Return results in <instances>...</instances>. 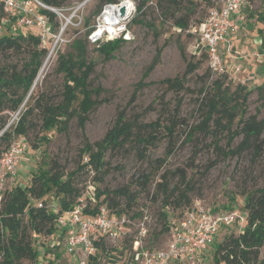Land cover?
I'll use <instances>...</instances> for the list:
<instances>
[{"label": "rangeland", "instance_id": "rangeland-1", "mask_svg": "<svg viewBox=\"0 0 264 264\" xmlns=\"http://www.w3.org/2000/svg\"><path fill=\"white\" fill-rule=\"evenodd\" d=\"M84 1L87 2L85 7L76 11ZM132 1L136 6L129 22L133 38L123 42L109 58L101 54L97 50L98 43H92L87 36L90 27L98 20L106 0H70L61 7L63 13L57 14V18L64 30L60 28L57 31L52 26L46 42L41 44L49 52L55 45V51L32 93L36 95L37 92H44L56 101L62 99L65 78L64 73L57 70L58 55L75 53L74 40L83 39L88 49L87 57L95 64L89 78L91 87L99 86L102 89L98 95L99 104L90 111L85 126L75 117L64 132L56 128L44 130L40 108L36 107L30 117L28 134L14 137L13 142L23 141L27 151L22 156L15 182L9 186H30L35 175L49 170L61 171L63 179H67V173L76 171L74 182L83 192L84 202H87V197L95 202L97 189L106 190L98 200L103 199L108 204L116 201L120 208L127 210L135 222L131 225L132 236L139 235L138 225L144 221L149 231L143 239L144 246L160 248L168 241L163 218L165 194L159 188L162 174H166L165 182L169 188L179 185L183 189L187 184L191 189V203L200 202L218 212H244V193L264 184V132L254 137L258 151L250 148L228 156L224 153L229 148H236L244 138L241 117L243 120L255 117L258 122L264 121V0H248L242 9L245 25H239L237 31L229 34L233 49L232 55L231 52L227 53V76L212 72L197 37L188 30L206 18L209 12L207 1L195 0L197 5L191 14L188 29H182L174 23L176 17L186 15L185 10L175 12L173 18V12L163 13L158 0H147L141 11L138 6L144 0ZM215 1L216 5L222 0ZM184 4L190 7L188 1ZM134 19H142L144 23ZM28 28L37 27L17 29L13 23L9 28L11 30L5 28L2 34L18 30L26 32ZM27 55V52L3 53L0 55V66H16L21 69ZM189 60L199 63V68L187 75V89L169 91L161 81L167 77L183 75ZM150 66L152 68L149 70ZM220 76L224 77L225 87L240 103L243 101L242 95L249 90L246 101L241 105V108L245 107V112L242 113L240 109L232 121L224 118L222 124L217 125L212 120L202 128L200 125L203 124L207 110L205 95H208V92L202 91L211 92L214 81ZM141 80L144 85L138 88ZM33 105V98L26 99L17 111L10 113L8 125L14 123L16 114L21 116L23 111ZM120 111H125L128 118H138L144 123L160 120L163 126L171 124L177 115L179 122L174 143L171 145L168 138H162L141 153L133 148L109 149L104 158L105 166L100 172L93 169L79 170L80 163L86 161L81 157L85 143L101 140L113 126ZM233 135L229 147L228 141ZM5 147V143L1 144L0 150ZM169 148L174 151L166 156ZM120 189L130 191L132 200L127 195L118 194L116 191ZM129 201L131 207H128ZM45 203L52 212H58L62 207L55 189L45 196ZM178 211L180 208L176 213H180ZM240 228L236 223L221 229L213 245L203 255L204 259L197 264H216L214 255L220 242L230 233L238 234ZM57 229L58 236L31 231L33 244L40 251V257L38 260L25 259L20 264H42L46 249L49 251L48 257L60 255L57 258L60 264H78V255L69 254L65 248L64 235L59 233L63 229L61 223L57 224ZM155 235H159L158 241ZM103 246L106 248L100 251L102 254L99 253L97 264H125L129 252H121L129 250H124V243L108 240Z\"/></svg>", "mask_w": 264, "mask_h": 264}, {"label": "trees", "instance_id": "trees-1", "mask_svg": "<svg viewBox=\"0 0 264 264\" xmlns=\"http://www.w3.org/2000/svg\"><path fill=\"white\" fill-rule=\"evenodd\" d=\"M40 1L51 6L62 7L70 0ZM119 1L106 0V3H117ZM185 1H188L190 7L184 4ZM205 1H207L208 10L216 3L215 0ZM146 2L147 0H144L138 6V10L141 11ZM158 2L164 14L170 12L172 14L173 12V18L175 12L185 10L184 14L186 15L176 17L174 23L182 29L189 28L191 14L197 5L195 0H158ZM3 3L4 0H0V22L5 17ZM44 12L49 15L53 28L59 31L61 24L57 14L49 10ZM204 19L205 17L199 20L198 23ZM15 21V16H13L12 23L6 25L5 28L11 30L9 28L13 26ZM134 21L144 23L141 22L142 19H134ZM123 42L127 41L121 38L104 41L98 44L97 50L109 58ZM41 43L42 37L38 28H28L26 32L24 30L11 31L0 35V55L6 52L28 53L21 69H17L16 66L14 68L5 65L0 66V132L6 128L0 136V145L5 143V148L13 142L15 136H26L28 134L30 117L36 107L40 108L44 130L50 131L56 128L64 132L68 129L69 122L75 117L78 118L82 126H85L90 111L99 104L98 95H100L102 89L99 86L91 87L89 78L94 71L95 64L87 57L88 49L83 39L74 40L75 53H59L58 55L59 65L57 70L64 73L65 78L62 99L56 101L44 92H37L36 95H33L31 88L43 66L44 58L49 52L47 47L41 46ZM160 52L161 50L158 53L160 54ZM151 68L152 66L149 70ZM197 68H199V63L189 60L187 70L183 75L167 77L161 82L167 85L169 91H184L187 89V75ZM222 74L227 76L225 72ZM222 76L214 81L211 92L208 90L202 91L208 92V95H205L207 110L203 124L200 125L202 128H205V124H209L212 120L217 125H221L224 118L232 121L236 112L238 113L240 109L242 113L245 112V107L241 108V105L246 101L249 90L242 95L243 101L240 103L230 93L228 87H225L224 77ZM143 85V80L138 82V88ZM30 98L35 100V105L33 107L29 106L23 111L17 122L8 125L11 118L10 113L17 111L23 102ZM178 122L179 119L176 115L169 125L163 126L160 120L144 123L139 121L138 118L130 119L125 111H120L113 126L101 140L94 143L90 141L85 143L81 149V157H87V160L80 163L78 169H93L100 172L105 166L104 158L109 149L129 150L133 148L138 149L141 153L142 150H147L162 138H168L169 144L172 145L175 140ZM240 123L243 124L241 131L244 138L236 148H229L225 151L226 156L242 153L250 148L258 151V144L254 137L264 132V121L258 122L255 117L243 120L241 117ZM234 136L229 138V147ZM173 151V148H169L166 156L172 154ZM2 152L3 150H0V155ZM141 156L144 155L141 154ZM76 174V171L69 172L67 173V179H63V173L58 170L55 172L51 170L41 172L34 176L30 186L19 185L6 193L0 207V264H20L25 259L38 260L40 251L33 244L31 231L36 234L54 233L55 236L59 235L57 233L58 218L65 211L71 209L77 199L84 195L74 182ZM166 179V174H162L159 188L165 194L163 218L165 219L164 230L168 231L170 213L176 212L179 208L182 211L193 203H191L189 197L191 189L187 184L183 189L179 185L169 188V184L165 182ZM53 189H55L56 196L60 198L62 205L58 212L50 211L45 203V196L49 195ZM97 191L95 202L92 201L91 197H87L88 204L84 207L86 212L94 213L103 204L113 211L127 212L125 208H120L116 201L109 204L105 203L103 199L99 201L101 194L106 190L97 189ZM116 192L127 196L130 194L127 189H120ZM244 195V213L246 216L244 227L238 234L230 233L220 242V246L216 249L214 255L216 264H264V250H262L264 248V184L246 191ZM129 197L131 201L132 196ZM172 198L173 200H171ZM39 200L42 201L36 202ZM130 201L128 207H131ZM39 203H43V206H39ZM171 204L175 206H171ZM155 239L158 241L159 235H155ZM133 240L134 237L126 238L123 242L126 245L124 250L129 251H122L121 253L132 251ZM99 246H101V251L106 248L103 244H99ZM48 254L49 251L46 249L42 264H60L57 261V258L60 257L59 254H55L54 257H48ZM93 258L94 260H90V264H97V257ZM128 259H130V256H128Z\"/></svg>", "mask_w": 264, "mask_h": 264}, {"label": "built area", "instance_id": "built-area-1", "mask_svg": "<svg viewBox=\"0 0 264 264\" xmlns=\"http://www.w3.org/2000/svg\"><path fill=\"white\" fill-rule=\"evenodd\" d=\"M86 3H81L76 11L84 8ZM246 4L247 0H222L210 8L202 22L188 29L197 37L200 47L208 57L210 69L216 74L226 71V53L233 49L228 34L240 27L234 17L236 14L240 16L239 20H245L242 9ZM123 5L127 7L125 16L120 11ZM3 8L5 17L0 22V34L10 24L11 17L15 16L17 28L37 27L42 43L46 42L52 30L49 15L44 11L63 13V8L45 4L40 0H4ZM135 11L136 6L132 0L106 3L98 15V20L87 33L89 41L100 44L119 38L132 40L133 32L129 22ZM19 118L20 115L16 114L13 122H17ZM26 151L27 145L23 141H14L0 155V207L6 193L14 188L9 185L15 182L19 164ZM87 204L80 197L71 209L58 218V224L61 223L63 228L59 233L64 235L65 248L69 254L76 257L78 255V264H90L93 257L98 259L101 253L99 244L104 245L108 240L123 243L128 237H134V240L132 251L129 252L130 259L126 258L125 264H197L204 259L203 255L213 245L221 229L237 223L241 230L246 222L244 212H218L197 202L178 211L180 213H170L168 241L164 247H147L144 246L143 239L148 236L149 231L144 221L138 225L139 235L132 236L131 225L135 222L127 212H116L103 204L96 212L88 213L84 210ZM39 206H43V203H39Z\"/></svg>", "mask_w": 264, "mask_h": 264}, {"label": "bare ground", "instance_id": "bare-ground-1", "mask_svg": "<svg viewBox=\"0 0 264 264\" xmlns=\"http://www.w3.org/2000/svg\"><path fill=\"white\" fill-rule=\"evenodd\" d=\"M130 4H132V3H130ZM54 51H55L54 48H52V49L50 50L49 55H48V57H47V60L45 61V64L43 65V67H42V69H41V72H40V74H39V77H38V79H37V81H36V84H37L38 81L40 80L43 71L45 70V68H46L47 65H48V62L51 60L52 56L54 55Z\"/></svg>", "mask_w": 264, "mask_h": 264}, {"label": "water", "instance_id": "water-1", "mask_svg": "<svg viewBox=\"0 0 264 264\" xmlns=\"http://www.w3.org/2000/svg\"><path fill=\"white\" fill-rule=\"evenodd\" d=\"M120 11H121L122 16L127 15V7H126L125 5H123V6L121 7ZM40 71H41V70H40ZM39 73H40V72H39ZM38 77H39V74H38V76H37V78H36V80H35V82H34L32 88H31V90H33V88H34V86H35V84H36V81H37ZM5 129H6V128H5ZM5 129H4V130H5ZM4 130H3V131H4ZM3 131L0 132V136H1V134L3 133Z\"/></svg>", "mask_w": 264, "mask_h": 264}, {"label": "crops", "instance_id": "crops-1", "mask_svg": "<svg viewBox=\"0 0 264 264\" xmlns=\"http://www.w3.org/2000/svg\"><path fill=\"white\" fill-rule=\"evenodd\" d=\"M240 14H241V13H240ZM234 17H235V19H237V23H239L238 25H245V24H244V21H241V20L238 19V17H240L238 14H236ZM229 34H230V33H229ZM229 34H228V38H229ZM234 51L237 52L236 49H234ZM237 53H238V52H237ZM231 55H232V51H231ZM227 58H229V57L227 56V53H226V63H227Z\"/></svg>", "mask_w": 264, "mask_h": 264}]
</instances>
